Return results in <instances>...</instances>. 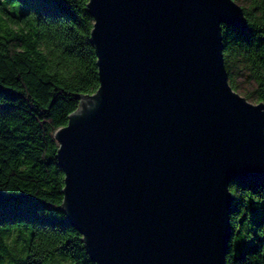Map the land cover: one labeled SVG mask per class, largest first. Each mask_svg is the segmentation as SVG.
Returning <instances> with one entry per match:
<instances>
[{
    "label": "water",
    "instance_id": "1",
    "mask_svg": "<svg viewBox=\"0 0 264 264\" xmlns=\"http://www.w3.org/2000/svg\"><path fill=\"white\" fill-rule=\"evenodd\" d=\"M99 88L55 134L94 264H227L230 185L264 181V103L229 83L234 0H89Z\"/></svg>",
    "mask_w": 264,
    "mask_h": 264
},
{
    "label": "trees",
    "instance_id": "2",
    "mask_svg": "<svg viewBox=\"0 0 264 264\" xmlns=\"http://www.w3.org/2000/svg\"><path fill=\"white\" fill-rule=\"evenodd\" d=\"M241 1L249 31L222 26L225 66L233 90L231 68L244 66L259 104L264 0ZM88 3L0 0V264H94L61 210L65 174L55 137L99 88ZM230 191L227 264H264V181H236Z\"/></svg>",
    "mask_w": 264,
    "mask_h": 264
},
{
    "label": "rangeland",
    "instance_id": "3",
    "mask_svg": "<svg viewBox=\"0 0 264 264\" xmlns=\"http://www.w3.org/2000/svg\"><path fill=\"white\" fill-rule=\"evenodd\" d=\"M235 2L241 7L247 6V3L241 0H236ZM231 75V81H234V84L237 87L234 91L238 93L241 97L245 98L249 103L257 105L258 103L255 100L254 95L255 85L249 79L248 73L244 69V66L240 63L234 64L231 68ZM261 231L264 232V228ZM254 234H258L257 230L254 231ZM19 241L20 239L18 238L17 242Z\"/></svg>",
    "mask_w": 264,
    "mask_h": 264
}]
</instances>
